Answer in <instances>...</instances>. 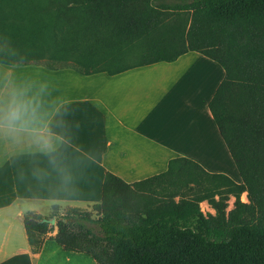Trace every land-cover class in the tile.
Wrapping results in <instances>:
<instances>
[{"label": "trees", "instance_id": "trees-1", "mask_svg": "<svg viewBox=\"0 0 264 264\" xmlns=\"http://www.w3.org/2000/svg\"><path fill=\"white\" fill-rule=\"evenodd\" d=\"M189 52L223 70L208 109L240 181L185 158L133 184L106 173L90 210L22 216L32 254L48 239L95 264H264V0H0L2 65L52 53L113 76Z\"/></svg>", "mask_w": 264, "mask_h": 264}, {"label": "crops", "instance_id": "crops-1", "mask_svg": "<svg viewBox=\"0 0 264 264\" xmlns=\"http://www.w3.org/2000/svg\"><path fill=\"white\" fill-rule=\"evenodd\" d=\"M217 67L196 52L113 76L0 64V264H95L48 239L32 254L22 216L90 210L106 173L133 184L185 158L231 178L208 109L223 78Z\"/></svg>", "mask_w": 264, "mask_h": 264}, {"label": "rangeland", "instance_id": "rangeland-1", "mask_svg": "<svg viewBox=\"0 0 264 264\" xmlns=\"http://www.w3.org/2000/svg\"><path fill=\"white\" fill-rule=\"evenodd\" d=\"M136 49V48H135ZM134 51H138V50H134ZM140 52V51H138ZM139 59V57H133V58H130L128 61H125V62H116L114 63L115 66L119 67L120 65L121 66H124L126 64H131V63H134L136 62L137 60ZM33 64H40L42 66H48L50 67L51 69H61V68H72V69H79L78 65L75 63L74 61V58H70V59H64V60H61L59 58H56L54 59L52 57V53H51V57H47L46 59L42 60V61H39V62H35ZM219 68V67H217ZM230 179L234 182H239L240 179L238 178V173L233 165V162H232V170L230 172ZM185 194H186V197H188V194H187V191H184ZM184 194V193H183ZM240 200L242 203H248V200H247V197H246V194H242L241 197H240ZM233 202H234V199L232 197L229 198V202H228V209L227 211L231 210L233 208ZM25 207H28L29 205L27 203H24ZM42 209V208H41ZM208 209L212 210L209 205L205 202V204L201 203L200 204V210L201 212L206 215L208 214ZM42 211V210H41ZM46 211V212H45ZM213 214H214V211L212 210ZM44 213H47V210L43 209L42 211V214ZM60 213H63V211H60ZM45 216V215H44ZM51 216V214L49 215ZM49 216H46V217H49ZM94 216V215H93ZM55 231V230H54ZM51 235V234H50ZM81 264H84V263H81Z\"/></svg>", "mask_w": 264, "mask_h": 264}, {"label": "clouds", "instance_id": "clouds-1", "mask_svg": "<svg viewBox=\"0 0 264 264\" xmlns=\"http://www.w3.org/2000/svg\"><path fill=\"white\" fill-rule=\"evenodd\" d=\"M19 118H20V113H19L18 110H13V111L11 112V114H10V117H9L10 121H16V120H18Z\"/></svg>", "mask_w": 264, "mask_h": 264}, {"label": "water", "instance_id": "water-1", "mask_svg": "<svg viewBox=\"0 0 264 264\" xmlns=\"http://www.w3.org/2000/svg\"><path fill=\"white\" fill-rule=\"evenodd\" d=\"M42 222L43 223H48L50 226H54L55 225V219H51V220L43 219Z\"/></svg>", "mask_w": 264, "mask_h": 264}, {"label": "bare ground", "instance_id": "bare-ground-1", "mask_svg": "<svg viewBox=\"0 0 264 264\" xmlns=\"http://www.w3.org/2000/svg\"><path fill=\"white\" fill-rule=\"evenodd\" d=\"M228 167V166H227ZM232 170V169H231Z\"/></svg>", "mask_w": 264, "mask_h": 264}]
</instances>
